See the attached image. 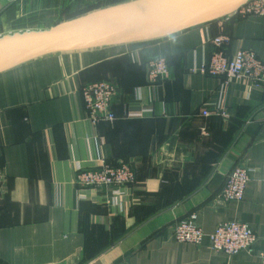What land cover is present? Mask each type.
<instances>
[{
	"label": "crops",
	"instance_id": "obj_1",
	"mask_svg": "<svg viewBox=\"0 0 264 264\" xmlns=\"http://www.w3.org/2000/svg\"><path fill=\"white\" fill-rule=\"evenodd\" d=\"M45 0H0V39L49 21ZM43 31V30H41ZM264 57V17L220 21L132 45L55 54L0 75V264H262L175 240L197 215L206 235L241 222L264 254V85L200 73L216 52ZM165 58L170 78L150 84L147 64ZM109 81L116 120L93 126L81 89ZM223 110L227 117L214 114ZM207 111L208 117L202 112ZM104 163L129 165L136 182L78 186ZM250 171L244 199H220L235 167Z\"/></svg>",
	"mask_w": 264,
	"mask_h": 264
},
{
	"label": "built area",
	"instance_id": "obj_2",
	"mask_svg": "<svg viewBox=\"0 0 264 264\" xmlns=\"http://www.w3.org/2000/svg\"><path fill=\"white\" fill-rule=\"evenodd\" d=\"M234 15L239 18L264 17V0H252ZM212 43L217 50L210 61L202 66L201 74L242 80L256 88L264 85V57H259L252 50L241 49L230 58L222 51L223 38L214 39ZM147 67L150 84L163 83L170 78V67L165 58L150 60ZM117 93V88L109 81L90 83L81 89L84 108L93 126L112 123L116 120L112 105ZM202 114L205 117L209 116L207 111H203ZM214 114L222 117L228 116L223 110H217ZM249 181L250 171L240 166L235 167L227 177L220 195L221 201L223 203L243 201ZM135 182L134 171L125 163H104L96 169L83 171L77 176L78 186L95 191L111 190L113 197L122 195L123 191L130 189ZM174 236L178 243L195 246H201L207 240L213 252L223 253L229 257L240 253L257 255L264 264V254H257L254 249L256 235L245 223L225 222L218 225L213 233L206 235L197 224V215L193 214L176 224Z\"/></svg>",
	"mask_w": 264,
	"mask_h": 264
},
{
	"label": "water",
	"instance_id": "obj_3",
	"mask_svg": "<svg viewBox=\"0 0 264 264\" xmlns=\"http://www.w3.org/2000/svg\"><path fill=\"white\" fill-rule=\"evenodd\" d=\"M252 0H133L49 30L0 39V75L55 54L169 38L234 15Z\"/></svg>",
	"mask_w": 264,
	"mask_h": 264
},
{
	"label": "rangeland",
	"instance_id": "obj_4",
	"mask_svg": "<svg viewBox=\"0 0 264 264\" xmlns=\"http://www.w3.org/2000/svg\"><path fill=\"white\" fill-rule=\"evenodd\" d=\"M43 12L49 21L42 22L35 30H49L63 22L84 16L97 10L123 4L133 0H45Z\"/></svg>",
	"mask_w": 264,
	"mask_h": 264
}]
</instances>
